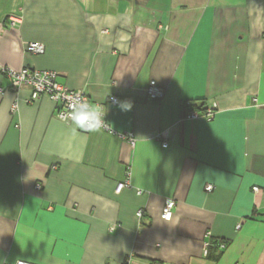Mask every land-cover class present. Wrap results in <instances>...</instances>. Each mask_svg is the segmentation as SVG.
<instances>
[{"label":"crops","instance_id":"obj_1","mask_svg":"<svg viewBox=\"0 0 264 264\" xmlns=\"http://www.w3.org/2000/svg\"><path fill=\"white\" fill-rule=\"evenodd\" d=\"M5 66L57 71L114 132L0 91V264H264V0H0Z\"/></svg>","mask_w":264,"mask_h":264},{"label":"built area","instance_id":"obj_2","mask_svg":"<svg viewBox=\"0 0 264 264\" xmlns=\"http://www.w3.org/2000/svg\"><path fill=\"white\" fill-rule=\"evenodd\" d=\"M10 24L15 26L17 23L21 21V16L11 14L9 17ZM27 50L34 54L44 53L46 50V46L43 42L40 41H30L26 46ZM2 72L9 79V86L6 88L0 87V91L4 92L5 90H18L23 87H28L30 94L26 98L28 103H33L38 100L43 95H47L50 99H52L56 104L55 116L62 121H69L71 108L70 105L76 101H86L90 105H93L89 96L83 90H73L69 89L63 84H61L58 80V72L54 70H41L37 68L24 67L21 69H15L13 67L5 66L2 67ZM166 89L159 85L155 80L151 81L146 89V94L150 99L160 100L165 96ZM120 99L118 96H113L110 99L111 104L119 103ZM17 107V104L14 105L13 110ZM97 108L101 110L104 114L103 109L104 106L102 104H98ZM215 110L214 108H207L204 112H199L198 110L192 109L187 115L188 118L196 119L198 117H206L208 119L214 117ZM104 124L101 128L106 129L108 131L114 132L110 125L106 122L105 114L103 117ZM123 137H128L130 141L133 143L134 139L131 134H120ZM168 143L164 141L163 146H167ZM129 174V173H128ZM130 183L129 177L120 181L116 187V191L120 192L124 187L128 186ZM40 187V185H37ZM213 184H207L206 189L212 190ZM258 190L257 187L254 188ZM176 205L175 199L169 197L166 198L162 217L166 220H170L173 216V209ZM139 216L143 215V211L140 210L138 212ZM208 246L210 245L207 243ZM225 244L222 243L220 248H224ZM3 264H39L30 261L18 260L15 262H6ZM157 264V263H156Z\"/></svg>","mask_w":264,"mask_h":264},{"label":"clouds","instance_id":"obj_3","mask_svg":"<svg viewBox=\"0 0 264 264\" xmlns=\"http://www.w3.org/2000/svg\"><path fill=\"white\" fill-rule=\"evenodd\" d=\"M127 105V107H125ZM122 108H129V104H122ZM70 119L73 124L85 131H97L104 124V114L101 110L86 101H76L70 105Z\"/></svg>","mask_w":264,"mask_h":264}]
</instances>
